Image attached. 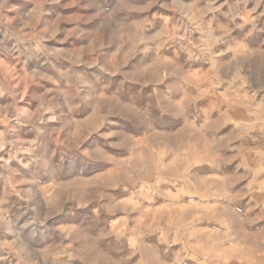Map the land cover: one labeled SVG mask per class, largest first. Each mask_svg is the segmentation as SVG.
I'll list each match as a JSON object with an SVG mask.
<instances>
[{
  "label": "rangeland",
  "instance_id": "1",
  "mask_svg": "<svg viewBox=\"0 0 264 264\" xmlns=\"http://www.w3.org/2000/svg\"><path fill=\"white\" fill-rule=\"evenodd\" d=\"M263 189L264 0H0V264H264Z\"/></svg>",
  "mask_w": 264,
  "mask_h": 264
},
{
  "label": "bare ground",
  "instance_id": "2",
  "mask_svg": "<svg viewBox=\"0 0 264 264\" xmlns=\"http://www.w3.org/2000/svg\"><path fill=\"white\" fill-rule=\"evenodd\" d=\"M180 33V32H179ZM199 36V35H198ZM188 39V38H187ZM177 41V40H176ZM210 48V47H209ZM205 50V49H204ZM218 52V51H217ZM163 56V55H162ZM196 56V55H195ZM212 58V57H211ZM197 59V58H196ZM202 59V58H201ZM205 59V58H204ZM165 69V68H164ZM187 85V84H186ZM157 87V86H156ZM153 90V89H152ZM169 90V89H168ZM157 92V91H156ZM185 93V92H184ZM155 94V93H154ZM174 100V99H173ZM191 100V99H190ZM175 103V102H174ZM226 106H228L227 104H226ZM233 109V108H232ZM216 113V112H215ZM229 114V113H228ZM207 120V119H206ZM188 121V120H187ZM199 123V122H198ZM217 123V122H216ZM243 126V125H242ZM200 130V129H199ZM248 130V129H247ZM261 132V131H260ZM211 142V141H210ZM193 145V144H192ZM234 145V144H233ZM205 147V146H204ZM214 147V146H213ZM203 150V149H202ZM177 151V150H176ZM198 154V153H197ZM193 158V157H192ZM263 158V157H262ZM168 160V159H167ZM144 161V160H143ZM142 161V162H143ZM171 161V160H170ZM186 161V160H185ZM139 172V171H138ZM167 177V176H166ZM131 178V177H130ZM134 178V177H133ZM180 178V177H179ZM157 180V179H156ZM168 180V179H167ZM155 181V180H154ZM154 185V184H153ZM224 185V184H223ZM165 189V188H164ZM264 190V189H263ZM216 191V190H215ZM224 191V190H223ZM171 192V191H170ZM192 196V195H191ZM189 197V196H188ZM200 200V199H199ZM204 200H206V199H204ZM228 201H229V199H228ZM168 202V201H167ZM207 203V202H206ZM160 205V204H159ZM132 208V207H131ZM192 209V208H191ZM141 214V213H140ZM139 214V215H140ZM190 217V216H189ZM158 218V217H157ZM156 218V219H157ZM196 221V220H195ZM151 222V221H150ZM179 223V222H178ZM188 228V227H187ZM186 230V229H185ZM204 232V231H203ZM189 233V232H188ZM205 236V235H204ZM197 243V242H196ZM235 247V246H234ZM251 254V253H250ZM211 258V257H210ZM229 259V258H228Z\"/></svg>",
  "mask_w": 264,
  "mask_h": 264
}]
</instances>
